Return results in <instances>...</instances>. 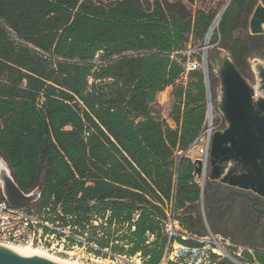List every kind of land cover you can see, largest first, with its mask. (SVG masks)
Masks as SVG:
<instances>
[{"label":"trees","instance_id":"obj_1","mask_svg":"<svg viewBox=\"0 0 264 264\" xmlns=\"http://www.w3.org/2000/svg\"><path fill=\"white\" fill-rule=\"evenodd\" d=\"M183 1L0 0V158L21 191L40 192L38 209L58 207L80 226L109 212L102 233L113 221L122 243L112 251L139 253L142 264L162 260L164 200L181 211V227L205 234L194 231L200 187L185 155L205 120L203 75L181 77L188 38L203 40L213 18ZM256 3L231 0L217 28L241 75L264 48V35L241 36ZM169 86L173 127L156 109ZM244 258L264 264L259 250Z\"/></svg>","mask_w":264,"mask_h":264},{"label":"water","instance_id":"obj_2","mask_svg":"<svg viewBox=\"0 0 264 264\" xmlns=\"http://www.w3.org/2000/svg\"><path fill=\"white\" fill-rule=\"evenodd\" d=\"M231 0L219 11L207 30L202 46L203 82L206 106V147L199 148L192 157L193 176L201 183L200 202L205 218V187L214 183V189L208 196L223 189L236 194L241 191L245 200L264 202V66L258 65L256 82L249 84L238 72L226 53L220 52V64H217L219 96L213 106L210 96L209 67L207 49L212 31L218 27ZM251 36L264 35V0H258L248 22ZM224 122L222 130L210 133L212 111ZM211 117V123L208 117ZM206 149V150H204ZM0 193L9 206L25 207L39 200L40 192L29 194L20 190L14 182L6 163L0 160ZM222 192L220 195L224 196ZM257 204V203H256ZM254 206V205H253ZM264 214V211L254 209ZM257 248V247H256ZM226 259L234 264H244L231 254ZM0 264H58L42 255L9 249L0 245Z\"/></svg>","mask_w":264,"mask_h":264},{"label":"built area","instance_id":"obj_3","mask_svg":"<svg viewBox=\"0 0 264 264\" xmlns=\"http://www.w3.org/2000/svg\"><path fill=\"white\" fill-rule=\"evenodd\" d=\"M199 67L200 64L197 61H189L185 66L181 80L186 81L188 74L196 71ZM213 119H217L218 123L214 125ZM222 126L221 117L213 110L210 133L222 130ZM208 131L202 129L185 154L190 150L197 151L199 148H205ZM160 207L165 216L159 223L160 232L167 240L160 264H213V256H222L217 251L225 248L212 232L208 231L206 235L198 236L182 230L178 221L180 210L175 208L173 200L164 201ZM136 218L137 215H134V219ZM72 220V217L64 216L58 207L55 212H52L49 207L41 209L32 208L30 205L19 208L11 207L0 193V245L42 247L53 253L75 257L84 262L97 261L105 254L107 258L114 260H131L138 257L139 264H142L139 253L133 257L114 253L111 247L122 244L118 240L115 239L114 242L109 243L108 247L101 248L97 243V238L88 236V231L91 228L96 230L98 238H101L103 233L100 230L107 227L109 212H106L104 217L92 215L88 222L81 226L73 224ZM110 227L114 228L115 222L112 221ZM124 227L127 228L128 224H125ZM130 230H134L133 225ZM154 236V234L146 233L145 244H149V239H153ZM122 246L126 248V245ZM243 251V247H236L234 254L238 257L237 259L240 258Z\"/></svg>","mask_w":264,"mask_h":264},{"label":"rangeland","instance_id":"obj_4","mask_svg":"<svg viewBox=\"0 0 264 264\" xmlns=\"http://www.w3.org/2000/svg\"><path fill=\"white\" fill-rule=\"evenodd\" d=\"M227 1L228 0H193L192 3H189L186 0H184L183 2L189 10H191L193 12L197 9L202 10L207 15L211 16L214 20L215 17L217 16V14L219 13V11L222 9V7L226 4ZM257 3H258V0H257ZM249 18H248V22H249ZM217 28L213 32V35L209 40V48L207 49V62H208V67H209V76L211 77L210 96H211L213 106L215 105V102L219 96V82H218V78H217V64H220V58H219L220 52H224L227 54V56H229L227 51H225L223 48H221V46L219 44V41H218L219 37H218ZM246 33L249 34L248 23H247L246 32H242L241 36L243 37ZM203 41H204V39L201 41H197L196 39H194L192 37L188 38V44H187L186 50H189L191 52V55L189 56V60L190 61H197L200 64V67L190 77V81H192V82L196 81L197 74L203 75V62H202ZM258 63H264V48H261L259 50H257V49L253 50L251 55L246 59V64L244 65V67L242 69V76H243V78H245V80L249 84H254L256 82L255 65ZM173 104H174V98L172 96V92L169 96L167 95V92H165L163 94H157V96H156V109L160 111V115L163 119H167V116H168ZM216 123H218V120L213 119V124L215 125ZM202 127H203V129H207L206 118L204 120ZM222 127L224 128V122H223ZM190 148L191 147H189L188 149H190ZM0 160H1V158H0ZM30 206L32 208L37 207V202L30 204ZM100 231H102V230H100ZM116 233H117L116 228L110 227V228H108V235L103 234L101 236V238H98V236L96 234V230H92L90 228L88 231V236H91L92 238L102 239L104 241H107V243L109 244L110 242L115 241L116 238H114V236ZM218 239H219V242L221 243V245L225 248L224 250L227 253L238 258L234 254V252L236 251V247H243V246L234 245V244L230 243L229 241H225L223 239V237H219ZM232 246H236V247H232ZM244 253H245V250L241 254L239 260H242L241 258H243V260L245 259ZM50 254L55 256V257H59V258L71 259V261L75 260L81 264H139V262H140V261L138 262V257L132 258L131 260H129V259L128 260H125V259L114 260L112 258H110V259L107 258L106 254L104 256H102L97 261H87V262H84L83 260H78L75 257H69L68 255H64V254H57V253L54 254L52 252H50ZM221 257H223V255ZM126 261H128V263H126Z\"/></svg>","mask_w":264,"mask_h":264},{"label":"flooded vegetation","instance_id":"obj_5","mask_svg":"<svg viewBox=\"0 0 264 264\" xmlns=\"http://www.w3.org/2000/svg\"><path fill=\"white\" fill-rule=\"evenodd\" d=\"M209 187L210 193L215 184ZM222 192L225 193L223 199ZM242 194L241 191L234 194L223 189L207 196L206 212L212 230L222 233L233 243L264 249V214L254 211H264V202H257L252 195L249 197L253 201L245 200Z\"/></svg>","mask_w":264,"mask_h":264},{"label":"crops","instance_id":"obj_6","mask_svg":"<svg viewBox=\"0 0 264 264\" xmlns=\"http://www.w3.org/2000/svg\"><path fill=\"white\" fill-rule=\"evenodd\" d=\"M184 82V81H183ZM172 89H173V87L172 86H169V87H167V88H165V90L163 91V92H161V93H159V94H163V93H165V92H167V95L169 96L170 94H171V92H172ZM205 109H206V106H205ZM169 115V114H168ZM205 117H206V113H205ZM166 120V122L171 126V127H173L174 125H173V122L168 118V116H167V119H165ZM202 129H203V127L201 128V131H202ZM195 151L194 150H190V152H188L187 154H185V155H187V156H189V158L191 159V161H192V157H190L193 153H194ZM195 179V182L199 185V187H200V190H201V183L196 179V178H194ZM210 184H214V183H209V184H207V186L205 187V189H206V192H205V197H204V199H205V204H206V202H207V196H208V193H209V191H210V187H209V185ZM165 201V200H164ZM195 205V207H196V209H195V211H193L192 212V216L193 217H195V218H199V220H200V224H197L196 225V228L194 229V231H199V230H201V231H203L205 234L204 235H206L207 233H208V231H212L213 232V234L214 235H216L218 238L219 237H223V239L225 240V241H229L230 243H232V244H234V245H240V246H243V248H244V250H245V253H248V254H250V255H252L253 256V252H254V250H259V251H261V252H264V249H262V248H255V247H252V246H245V245H242V244H236V243H233V242H231L230 241V239L229 238H227L225 235H223L222 233H220V232H217V231H214V230H212V224H211V221L209 220V218H208V215H207V212L205 213V218L207 219V224H206V222H205V220H204V216H203V214H202V205H201V202H200V197H199V201L196 203V204H194ZM206 211V210H205ZM181 212V211H180ZM182 228V230H184V231H186V232H188L187 230H185L183 227H181ZM146 233H150V232H146ZM189 233H192V234H195L194 232H189ZM150 234H154V233H150ZM155 235V234H154ZM195 235H197V234H195ZM203 235V236H204ZM145 237H146V234H145ZM146 240H147V238H146ZM155 240V236H154V238L153 239H149V244H151L153 241ZM149 244H146V245H149ZM165 245H166V243H165ZM232 247H236V246H232ZM164 250H165V246H164ZM164 250H163V255H164ZM242 259V263H244V264H250V263H248L245 259L243 260V258H241ZM161 263V262H160ZM254 264H257V263H254Z\"/></svg>","mask_w":264,"mask_h":264},{"label":"bare ground","instance_id":"obj_7","mask_svg":"<svg viewBox=\"0 0 264 264\" xmlns=\"http://www.w3.org/2000/svg\"><path fill=\"white\" fill-rule=\"evenodd\" d=\"M214 32V30L212 31V33ZM258 65H262L264 66V63H258L255 65V68ZM255 73L257 75V71L255 69ZM208 122L211 123V117H208ZM6 248L9 249H15V250H20V251H25V252H29V253H34V254H38V255H42L58 264H81L78 261L72 260L71 259H67V258H59V257H55L53 255L50 254V250L42 248V247H37V246H31V245H6L4 246ZM219 254L225 256L226 254H228L224 249H219L217 251ZM53 253V252H52ZM55 254V253H54Z\"/></svg>","mask_w":264,"mask_h":264}]
</instances>
